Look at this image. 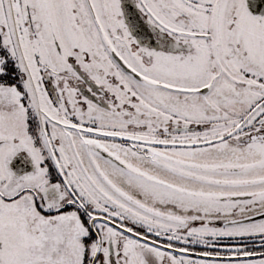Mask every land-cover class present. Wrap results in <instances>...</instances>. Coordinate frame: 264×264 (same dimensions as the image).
Segmentation results:
<instances>
[{
  "label": "snow or ice",
  "instance_id": "obj_1",
  "mask_svg": "<svg viewBox=\"0 0 264 264\" xmlns=\"http://www.w3.org/2000/svg\"><path fill=\"white\" fill-rule=\"evenodd\" d=\"M0 264H264V0H0Z\"/></svg>",
  "mask_w": 264,
  "mask_h": 264
}]
</instances>
